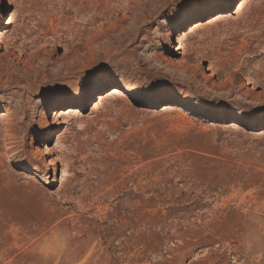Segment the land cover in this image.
<instances>
[{
	"label": "rangeland",
	"instance_id": "1",
	"mask_svg": "<svg viewBox=\"0 0 264 264\" xmlns=\"http://www.w3.org/2000/svg\"><path fill=\"white\" fill-rule=\"evenodd\" d=\"M239 2L0 0V264H264V0ZM112 87L147 99L94 105Z\"/></svg>",
	"mask_w": 264,
	"mask_h": 264
},
{
	"label": "bare ground",
	"instance_id": "2",
	"mask_svg": "<svg viewBox=\"0 0 264 264\" xmlns=\"http://www.w3.org/2000/svg\"><path fill=\"white\" fill-rule=\"evenodd\" d=\"M238 7L245 4L247 0H240ZM230 10V8H227V12ZM227 12L225 13H216L214 16H211L208 20L199 19L198 21L191 24L188 28V30L185 32H180L179 34H176L172 39L175 46H179V44L185 40L190 34H193L195 32L201 31L204 28H206L209 25H215L223 21L227 17ZM2 33H0V38L2 39ZM2 41H0V48L2 47ZM111 98L118 99L120 101H144L147 99V94L145 92H132L130 90H123L119 87H112L107 92L98 94L96 96V102H94V105L101 104L104 101H107ZM165 102L167 101L170 104H180L174 99H168L164 97H160L158 102ZM89 105V99L88 98H82L77 101L70 102L65 108L60 109L57 113H54V119L51 120L50 123V129L53 131V135L48 142L54 141V140H60L61 139V125L62 122L65 120H69L71 118L79 117L83 115V111H85L88 108ZM1 109V108H0ZM180 110V109H179ZM187 112H193L195 115L200 116L202 118H210V119H219V114L215 111H201V110H195L191 106L186 107ZM77 119V118H76ZM225 120V119H223ZM248 125V120L245 121L243 119L235 120V122L232 124L233 128H238L239 126H246ZM45 155H50L52 153L53 148H46ZM53 162V161H52ZM45 166H50L49 162H45Z\"/></svg>",
	"mask_w": 264,
	"mask_h": 264
},
{
	"label": "trees",
	"instance_id": "3",
	"mask_svg": "<svg viewBox=\"0 0 264 264\" xmlns=\"http://www.w3.org/2000/svg\"><path fill=\"white\" fill-rule=\"evenodd\" d=\"M176 105V104H175Z\"/></svg>",
	"mask_w": 264,
	"mask_h": 264
}]
</instances>
